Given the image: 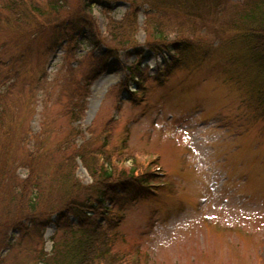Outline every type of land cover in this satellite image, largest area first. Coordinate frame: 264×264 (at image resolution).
I'll return each mask as SVG.
<instances>
[{
	"label": "rangeland",
	"instance_id": "1",
	"mask_svg": "<svg viewBox=\"0 0 264 264\" xmlns=\"http://www.w3.org/2000/svg\"><path fill=\"white\" fill-rule=\"evenodd\" d=\"M68 1L72 8L82 4ZM1 11L0 53L17 43L28 62L24 78L9 92L3 87L8 72H1L0 93H10L5 114L10 112L11 121L31 135L45 129L49 146L62 141L70 127L80 131L77 144L100 136L113 158L122 150L123 165L136 159L153 174L149 189L136 192L129 206L107 219L97 218L115 224L114 257L126 255L135 264H264V112L254 109L246 91L226 80L233 64L216 62L219 58L210 59L208 53L198 59L200 49H192L194 54L184 50L179 57L173 49L178 28L166 18L161 26L169 49L154 50L147 44L155 25L147 5L139 11L135 33L115 34L108 23L130 11L127 0L114 1L108 13L95 3L88 12L95 29L81 33L72 55L63 46L49 52L40 39L13 42L17 31L6 26ZM206 40L218 42L213 36ZM111 47L115 55L100 61ZM201 47L211 51L214 45ZM220 52L224 59V50ZM94 61L103 69L89 80L86 73ZM134 69L141 70V77ZM70 78L86 91L78 101L83 107L78 117L67 113L78 110ZM18 173L25 176L22 168ZM76 175L84 184L92 180L81 162ZM63 187L57 188L58 200ZM55 219L54 214L44 234L48 252Z\"/></svg>",
	"mask_w": 264,
	"mask_h": 264
},
{
	"label": "trees",
	"instance_id": "2",
	"mask_svg": "<svg viewBox=\"0 0 264 264\" xmlns=\"http://www.w3.org/2000/svg\"><path fill=\"white\" fill-rule=\"evenodd\" d=\"M114 1L81 0L79 7L72 8L68 0H0V10L6 16V26L17 31L13 42H19L22 37L34 43L40 39L48 43L49 52L54 53L63 46L66 54H74L81 33L95 29L94 21L88 16L93 5L101 4L108 13ZM127 1L130 11L122 19L108 23L115 34L118 31L119 36L135 33L139 11L147 5L148 18L155 23L149 30L152 42H147L148 45L154 50L169 49L164 41L165 28L161 26L166 18L175 30L178 28L173 49L179 57L184 50L193 53L192 49H200L201 52L195 54L198 59H204L208 53L210 59L219 58L214 60L216 62L224 60L233 64V72L226 80L246 91L254 109L264 112V0ZM209 36L218 42L207 41ZM160 43L163 45L156 48ZM204 43L214 47L203 51ZM220 49L224 50V59ZM114 50L113 47L106 49L99 60L115 55ZM20 52L21 46L12 43L0 53V63L4 65L0 68V81L5 68L6 81L10 77L3 83L5 92L24 78L28 62L27 56ZM68 57L65 55L66 59ZM177 60L185 62L184 58L174 61ZM101 69L103 64L94 61L86 76L91 80ZM134 70L141 77V70ZM130 76H135V72ZM70 83L73 104L78 110L67 113L78 117L83 109L78 101L85 97L86 91L74 78H70ZM121 87L127 89V81ZM8 95L0 93V264H123L121 257H114L112 251L115 246L113 220L109 219L104 225L97 218L103 215L107 219L114 210L119 212L123 206H129L136 192L149 189L151 170L136 159L130 166L123 165V151L113 158L106 139L100 136L77 144L76 136L80 131L73 127L62 141L49 146L45 129L42 134L31 135L30 129L23 131L11 121L10 112L5 114ZM79 162L91 176L88 184L76 175ZM20 168L25 170L24 177L18 173ZM61 185L67 187H63L62 199L58 200L55 194ZM54 214L57 225L51 236L53 247L48 252L44 247V234Z\"/></svg>",
	"mask_w": 264,
	"mask_h": 264
}]
</instances>
